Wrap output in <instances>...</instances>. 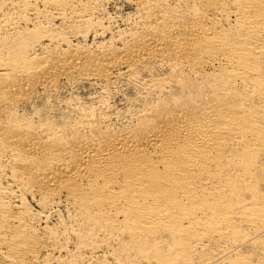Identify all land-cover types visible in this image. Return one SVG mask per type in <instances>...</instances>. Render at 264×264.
<instances>
[{
  "label": "bare ground",
  "instance_id": "obj_1",
  "mask_svg": "<svg viewBox=\"0 0 264 264\" xmlns=\"http://www.w3.org/2000/svg\"><path fill=\"white\" fill-rule=\"evenodd\" d=\"M110 1L0 0V264H79L71 235L105 264H264V0H125L121 47L70 39L105 33ZM159 68L134 123L38 103ZM29 198L76 227H42Z\"/></svg>",
  "mask_w": 264,
  "mask_h": 264
},
{
  "label": "rangeland",
  "instance_id": "obj_2",
  "mask_svg": "<svg viewBox=\"0 0 264 264\" xmlns=\"http://www.w3.org/2000/svg\"><path fill=\"white\" fill-rule=\"evenodd\" d=\"M124 1V2H123ZM110 2H113V3H110ZM108 4H106L105 5V10H106V13H105V11H104V14H103V17H104V19H107V20H104V21H106V22H104L105 23V26H107V25H109V26H107V29H108V32H107V29H106V31H105V33H104V31H100L99 33L102 35H100L99 33H91V34H88L89 35V37H87V40L85 39V38H82L81 36L80 37H77V35H75L74 36V34L73 35H71L70 36V39H72L74 42H79L80 41V43H81V45L82 44H84V47H86V46H88V47H86V48H88V49H90L92 52H94L95 51V53L96 52H98L100 49H105V47L104 46H106V49L105 50H108L107 49V46H109L108 48H109V50H111V49H113L114 47L116 48V47H121L122 46V42L121 41H119V36H121L120 34H122L123 32H126V31H129L130 29H131V27H132V25H133V20H134V18H133V16L135 17V14H133L134 12L136 13V8H135V6L133 5V4H131V3H129V2H127V1H125V0H120V2H119V0H112V1H110ZM119 4V5H118ZM107 7V8H106ZM114 7V8H113ZM107 11L109 12V15H108V13H107ZM129 13V14H128ZM105 15H107L108 16V18H107V16H105ZM133 15V16H132ZM113 16H115V17H113ZM129 16H130V18H129ZM102 17V16H101ZM112 17V18H111ZM114 18V19H113ZM116 19V20H115ZM127 19V20H126ZM128 19H129V21H128ZM112 20H114L113 22H112ZM132 20V21H131ZM128 23H127V22ZM130 21H131V23H130ZM115 22V23H114ZM130 23V24H129ZM60 23L58 22V26L57 27H60L61 26V24L59 25ZM122 24V25H121ZM129 24V25H128ZM111 25V26H110ZM113 25H114V27H113ZM116 25H118V26H116ZM128 27V28H127ZM113 28V29H112ZM125 30H124V29ZM115 29V30H114ZM115 31H117V33L115 32ZM122 31V32H121ZM119 32V33H118ZM112 33V34H111ZM100 36H99V35ZM119 34V35H118ZM91 35V36H90ZM114 36H115V38H114ZM72 37V38H71ZM74 37V38H73ZM76 37V38H75ZM104 37V38H103ZM109 37V38H108ZM119 37V38H118ZM81 38V39H80ZM85 41H84V40ZM110 39V40H109ZM113 39H115V40H113ZM95 40V41H94ZM113 40V41H112ZM117 40V41H116ZM84 42V43H83ZM92 42V43H91ZM106 42V43H105ZM112 42V43H111ZM113 42H116V43H113ZM117 42H118V44H117ZM119 42H121V43H119ZM86 43H87V45H86ZM105 45H104V44ZM98 44V45H97ZM111 44V45H110ZM90 45H92V47L90 46ZM104 45V46H103ZM116 45V46H115ZM83 46V45H82ZM96 46H99V47H96ZM110 46H112L111 47V49H110ZM98 48L97 50H95L96 48ZM102 47V48H101ZM94 51H93V50ZM104 50V51H105ZM159 70H161L160 68H159ZM159 70L158 69H156L155 70V72L156 73H158V75L154 72V71H152L151 73H148V72H145L144 74H142L141 76H134V78H135V81H134V78L131 76V78H130V76H126V77H124V78H122V79H120V80H118V82H115V84H116V87H115V85H114V83L111 85V84H105V83H101L102 85L100 86V83H98V85H97V83L95 84L93 81L91 82V80H86L85 78H81V79H78V80H76L75 82H74V80H68V79H65V80H63L62 82H61V84L59 85V88H57L56 89V91H53L52 92V95H50L49 96V100L47 99L46 100V97H44L43 99H41V100H39L38 101V103H40V105H44L45 103H46V105H49L50 104V106L53 108V106H55L54 108H53V110H54V112L52 111V114L54 113V114H63V115H65V119H67L68 117V119H74V117H76V115H77V113L78 112H80L81 111V108L83 107V104H84V106L86 107L87 105L86 104H89L87 107L89 108V109H92V110H96L97 108V106H98V108L100 109V108H102V110H103V108H108V105H109V108H108V110L110 109V113H112V114H114V115H112L111 114V123L113 124V125H116V126H121V125H123V124H126L127 123V121L126 120H128V123H131L132 121V123H134L135 121H136V116H133V114L132 113H134L135 112V110H137L141 105V108L143 107V106H145V105H148V103L147 102H149L150 101V99L152 98V97H155V96H153V95H151V93L149 92L148 94H146L147 93V91H152L151 89H150V86H147V85H145L144 84V81L143 80H145L144 78H146V77H151V78H149V80L150 79H152V78H158V76L160 75H162V77H164V75L166 74L165 72L166 71H164V70H161V71H163V72H159ZM148 73V74H147ZM159 73H162V74H159ZM147 75V76H146ZM151 75H153V76H151ZM144 78H143V77ZM156 76V77H155ZM159 76V77H160ZM138 77V78H137ZM141 78V79H140ZM148 78H147V80H148ZM126 79H129L128 81L126 80ZM68 80V82L69 81H71V82H66ZM130 80H131V82H130ZM81 81V82H80ZM122 81V82H121ZM133 81V82H132ZM139 81V82H138ZM143 81V82H142ZM130 82V83H129ZM140 82H141V84H140ZM62 84H63V86H62ZM91 84V85H90ZM105 84V85H104ZM136 84V85H135ZM145 85L146 87H148L150 90H148L146 87L144 88V86L143 85ZM104 85V86H103ZM108 85V86H107ZM110 85V86H109ZM142 85V86H141ZM105 87L104 89H103V87ZM141 86V87H140ZM108 87H109V91H108ZM140 87V88H139ZM107 88V89H106ZM139 88V89H138ZM61 89V90H60ZM108 91H106V90ZM115 89V90H114ZM145 89V91H143ZM60 90V91H59ZM105 90V92H107V96H106V98H105V95H106V93L105 92H103ZM140 91V92H139ZM57 92V93H56ZM59 92V93H58ZM99 92V93H98ZM101 92V93H100ZM141 92H143V94H142V96H140V94H141ZM145 92V93H144ZM108 93H110V95L108 94ZM102 94V95H101ZM153 94V93H152ZM57 95V96H56ZM146 95H148L147 96V98H145L146 97ZM53 96V97H52ZM102 96V97H101ZM152 96V97H151ZM98 97H99V99H101V100H99L98 99ZM105 98V100H103L104 98ZM108 97H110V98H108ZM136 97H138L139 99H137ZM141 97H142V99H141ZM144 97V98H143ZM149 97V98H148ZM55 98V99H54ZM73 98V99H72ZM92 98V99H91ZM50 99H52L51 101H50ZM70 99V103H69V100ZM79 101H77V100ZM98 99V100H97ZM106 99L108 100V101H106ZM134 99H135V101L137 102V103H135L134 104ZM143 101V103H142V101ZM66 101V104H67V102L69 103V104H65V101ZM72 100V101H71ZM78 102H76V101ZM97 100V102H95ZM110 100V101H109ZM42 101V102H41ZM47 101V102H46ZM50 101V102H49ZM75 101V104L74 105H72L73 103H71V102H74ZM81 101V102H80ZM139 101H141V104L139 103ZM145 101V102H144ZM147 101V102H146ZM45 102V103H44ZM84 102V103H83ZM102 104H101V103ZM105 102V103H104ZM106 102H109L108 104H107V106L105 105L106 104ZM133 102V103H132ZM90 103H91V105H90ZM95 103V104H94ZM98 103H99V105H98ZM145 103V104H144ZM65 104V105H64ZM81 104H82V106H81ZM92 104H93V106H92ZM103 104H104V106L105 107H103ZM144 104V105H143ZM32 104H30L29 105V107H28V109L29 110H31L32 109V106H31ZM70 105V106H69ZM72 105V106H71ZM77 105V107H78V109H77V107H75ZM134 105L136 106V108L134 107ZM31 106V107H30ZM33 106H34V104H33ZM49 106V107H50ZM95 106V107H94ZM100 106V107H99ZM102 106V107H101ZM116 106V107H115ZM133 106V107H132ZM137 106H139V107H137ZM50 107V108H51ZM71 107V108H70ZM76 108L75 110H74V108ZM85 107L84 108H82V109H85ZM86 107V108H87ZM91 107V108H90ZM110 107H112V108H110ZM129 107V108H128ZM132 109H134V110H132ZM31 108V109H30ZM50 108H45V109H50ZM66 108H67V111H66ZM70 108V109H69ZM87 108V109H88ZM95 108V109H94ZM64 109V110H63ZM86 109V110H87ZM113 109V110H112ZM115 109V110H114ZM116 109H118V111L116 110ZM121 109V110H120ZM129 109H131V111L129 110ZM140 109V108H139ZM56 110V111H55ZM60 111V112H58V111ZM73 113H70V111ZM77 110V111H76ZM101 110V109H100ZM106 110V109H105ZM120 110V111H119ZM123 110H124V112H128L129 114H130V116H129V114L128 115H124V114H126V113H124L123 112ZM127 110V111H126ZM64 111H66L65 113H63ZM69 111V112H68ZM76 111V112H75ZM96 111H99L98 109L96 110ZM112 111V112H111ZM116 111V112H115ZM130 111V112H129ZM134 111V112H133ZM120 112V113H119ZM122 112V113H121ZM47 113V112H46ZM68 113H69V115H68ZM124 113V114H123ZM119 115V117L117 116V115ZM116 115V116H115ZM123 117H122V116ZM135 115V114H134ZM114 116V117H113ZM121 116V117H120ZM133 117V119H131L132 117ZM71 117V118H70ZM126 117V118H125ZM130 117V118H129ZM55 118V117H54ZM113 118V119H112ZM121 118V119H120ZM116 119H118V120H116ZM131 119V120H130ZM130 120V121H129ZM125 121V122H124ZM116 122V123H115ZM119 122V123H118ZM124 122V123H123ZM117 123H118V125H117ZM122 123V124H121ZM127 123V124H128ZM35 202L37 203V204H35ZM29 203H30V207L37 213V212H39V214H41L40 216H41V226L42 227H47V226H51V227H56V228H58V229H60V230H62V231H68V232H70L73 228H75L76 227V221H75V217H74V214L72 213V211H71V209H70V207H69V205L66 203H63V205L61 206L60 205V208H59V206H54V207H52V208H49V209H45V210H42L41 211V209H43L42 208V206L38 203V201L36 200H32V198H29ZM39 204V205H38ZM67 206V208H66V206ZM38 206H40V207H38ZM59 210V212H60V215H59V217H58V210ZM66 209H68V210H70V211H68V210H66ZM55 210H57V211H55ZM62 210V211H61ZM55 211V212H54ZM42 212V213H41ZM47 212V213H46ZM48 212H50V213H48ZM57 212V213H56ZM56 213V214H55ZM70 213V214H69ZM48 214H50V216L48 215ZM55 215V216H54ZM69 215V216H68ZM73 215V216H72ZM46 216V219L44 218ZM49 216V217H48ZM63 216V217H62ZM68 216V217H67ZM70 216H72V217H70ZM65 217V218H64ZM70 217V218H69ZM48 218H49V220H48ZM65 221H64V220ZM68 219V221H69V219H73L72 221L70 220L69 222L67 221L66 222V220ZM45 220H47V221H49V222H47V221H45ZM59 220V221H58ZM45 221V222H44ZM51 221V222H50ZM56 221V222H55ZM63 221H64V223H63ZM58 222V223H57ZM61 222V223H60ZM72 222V223H71ZM46 225H45V224ZM70 223V224H69ZM48 224V225H47ZM59 226H58V225ZM62 226H61V225ZM66 224V225H65ZM73 224H75V225H73ZM45 225V226H44ZM64 225V226H63ZM67 225H68V227H67ZM70 225V226H69ZM61 226V227H60ZM66 226V227H65ZM72 226V227H71ZM60 227V228H59ZM64 229H63V228ZM67 228H69V230H67ZM71 229V230H70ZM73 235H71V237H69L68 239H69V241H68V239H64V238H62L61 240L65 243V245L67 246V249H69L68 251L66 250L65 252H63V255L66 253V254H68L67 255V257H65V255H64V258H63V256H62V258L67 262H70L71 260H73L74 261V259L75 258H78V256H79V258H80V260L82 259V257H80L81 255L83 256V258H84V260L82 259V261H80L79 260V258H78V261H77V263L79 262V264H105V262H103V258H102V256H104L103 254H101V256H99L98 254H95V255H91L90 257H88L89 256V254L87 253V254H81V251L79 252V249H78V246L80 245V242L78 241V239L76 238V237H72ZM71 238V239H70ZM74 238V239H73ZM72 240V241H71ZM75 240H77V242L75 241ZM65 241H68L67 243L65 242ZM69 244V245H68ZM75 244H76V246H75ZM79 244V245H78ZM77 247V252H79V253H77L76 251H74V249ZM74 251V253H73V251ZM108 250V251H107ZM107 250L105 251V253L109 256V258H108V256H107V258H108V262H106V264L108 263H110V264H117L116 262H113V261H115V259H113L111 256H110V254H111V251H112V249L111 248H107ZM72 251V252H71ZM76 252V253H75ZM110 252V253H109ZM73 253V254H72ZM75 254H77L76 255V257L74 256ZM78 254H80V255H78ZM72 255V256H71ZM84 255H86V256H84ZM88 255V256H87ZM69 256V257H68ZM71 256V257H70ZM73 256H74V258H73ZM95 256H97V258L95 259ZM90 258V259H93V260H91V261H89V259H87L88 260V262H90V263H87L86 261V258ZM112 258V261H111V258ZM67 258V259H66ZM70 260V261H69ZM97 260V261H96ZM99 260V261H98ZM101 260H102V262H101ZM86 262V263H85ZM95 262V263H94ZM99 262V263H98ZM112 262V263H111ZM55 264V263H54Z\"/></svg>",
  "mask_w": 264,
  "mask_h": 264
}]
</instances>
